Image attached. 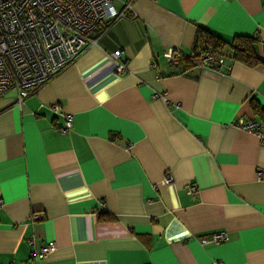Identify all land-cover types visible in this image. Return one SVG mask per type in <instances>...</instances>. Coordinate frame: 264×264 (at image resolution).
I'll return each mask as SVG.
<instances>
[{
    "label": "crops",
    "instance_id": "1",
    "mask_svg": "<svg viewBox=\"0 0 264 264\" xmlns=\"http://www.w3.org/2000/svg\"><path fill=\"white\" fill-rule=\"evenodd\" d=\"M126 4L22 104L16 91L0 98V264H264V143L238 127L264 122L251 104L264 111V0ZM200 29L257 37L261 62L170 61L197 52ZM215 232L228 239L202 244Z\"/></svg>",
    "mask_w": 264,
    "mask_h": 264
},
{
    "label": "built area",
    "instance_id": "2",
    "mask_svg": "<svg viewBox=\"0 0 264 264\" xmlns=\"http://www.w3.org/2000/svg\"><path fill=\"white\" fill-rule=\"evenodd\" d=\"M117 1L0 0V98L16 91L18 103L22 104L29 95L97 44L115 21L127 17L130 5L119 10ZM113 57L116 71L124 73L127 68L121 61L122 51H116ZM167 57L178 62L183 55L178 50H171ZM193 59L199 67L224 69V56L217 58L206 51L193 55ZM53 109L58 111L59 107L54 105ZM64 121L59 129L63 134L73 128V115L65 114ZM238 127L257 135L264 143V122L240 119ZM261 177L263 172H259ZM166 182L171 183L172 178L168 177ZM197 191L196 184L189 185V194L194 195ZM32 219L37 220L38 216L33 215ZM227 239L225 232H215L202 237L201 242L220 244ZM55 250V242L51 241L34 256L42 258Z\"/></svg>",
    "mask_w": 264,
    "mask_h": 264
},
{
    "label": "trees",
    "instance_id": "3",
    "mask_svg": "<svg viewBox=\"0 0 264 264\" xmlns=\"http://www.w3.org/2000/svg\"><path fill=\"white\" fill-rule=\"evenodd\" d=\"M257 44V37L237 36L232 43H228L221 38L200 29L196 44L198 50L193 55L198 52L208 51L214 57L219 58L226 56L228 52H230L233 60L242 62L252 67L261 62L256 51ZM193 55L189 58H182L179 60V63L183 64L186 70H190L196 66ZM251 104L255 114L264 117V111L260 105L255 100H252Z\"/></svg>",
    "mask_w": 264,
    "mask_h": 264
}]
</instances>
